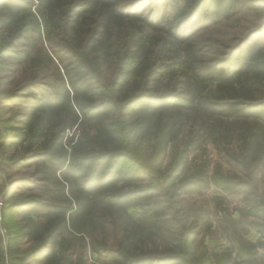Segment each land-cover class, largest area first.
I'll return each mask as SVG.
<instances>
[{
    "label": "trees",
    "instance_id": "16d2710c",
    "mask_svg": "<svg viewBox=\"0 0 264 264\" xmlns=\"http://www.w3.org/2000/svg\"><path fill=\"white\" fill-rule=\"evenodd\" d=\"M120 1L37 0L35 11L22 3L18 8L25 11L14 13L28 16L27 27L42 24L59 36L58 41L48 37L55 57L43 47L42 58L32 57L33 77L41 74L45 80L49 71L51 80L28 94L30 111L19 139L39 148L25 155L26 165L41 161L57 186L61 178L63 188L81 197L82 211L120 212L126 226L117 236V264H191L195 232L188 227L190 211L177 197L200 193L211 182L223 190L245 187L252 170L247 168L248 180L207 175L204 165L187 157L207 141L216 144L219 134L237 141L243 167L264 156V43L229 67L206 68L189 27L199 18L198 27L229 18L237 0ZM146 3L149 9L142 12ZM0 6L12 9L6 2ZM133 22L153 35L141 30L130 36ZM56 48L64 51L59 55ZM166 89L181 92L180 98L168 96ZM77 124L81 129L72 143L68 133ZM136 142L130 154L127 149ZM65 143L73 147L74 163L55 166L50 153L66 150ZM70 205L61 207L62 222ZM156 240L170 248L133 252ZM45 252L44 264H61L60 252ZM243 261L255 264L246 254Z\"/></svg>",
    "mask_w": 264,
    "mask_h": 264
},
{
    "label": "rangeland",
    "instance_id": "374dc122",
    "mask_svg": "<svg viewBox=\"0 0 264 264\" xmlns=\"http://www.w3.org/2000/svg\"><path fill=\"white\" fill-rule=\"evenodd\" d=\"M0 2L12 6L11 10L0 6V264H44L45 250L50 248L61 253V264H117V236L126 226L120 212L115 208H97L90 213L82 211L81 197L63 188L61 178V184L57 186L41 161L26 165L29 161L25 155L39 148V144L29 146L28 140L19 139L30 111L28 94H36L39 88L46 87V81L51 80L49 71H44L45 80L40 79L41 74L37 79L33 77L32 57L42 58L38 52L40 47L55 57L51 48L55 44H49L48 37L58 41L59 36L56 32L49 33L42 24L36 28L27 27L28 16L14 14L25 11L18 8L22 3L35 11L37 0ZM148 4L143 6L142 12L148 11ZM196 23L202 24L203 19L199 18ZM196 23L193 21L189 31L200 65L229 67L246 50L264 43V0H237L229 18L201 27ZM21 27L25 30L17 34ZM128 27L130 36L141 30L153 35L139 22L129 23ZM154 36L160 38L161 35ZM55 50L59 55L64 51L63 48ZM149 92L155 94L157 91L150 89ZM163 92L168 96H181V92L174 93L170 89ZM80 129L77 124L69 134L74 131L79 134ZM218 136L216 144L207 141L192 151L187 157L188 162L204 165L207 175L220 172L245 180H248V168L252 170V179L245 182V187L234 190L220 189L211 182L200 193H182L177 197L181 208L190 211L188 227L192 226L195 232L192 235L195 248L192 262L245 264L246 254L253 263L264 264V156L256 161L257 164L252 162L243 167L237 141ZM133 140L129 142H135ZM65 144L66 150L60 148L50 153L55 166L66 167L74 163L73 147ZM137 144L128 147L130 154ZM170 155L168 148L166 163ZM65 204L71 205L65 222H62L61 207ZM56 228H63L62 232L57 233ZM259 229L263 230L260 232ZM167 248L170 245L156 240L132 249L135 253L141 249H156L162 253Z\"/></svg>",
    "mask_w": 264,
    "mask_h": 264
},
{
    "label": "built area",
    "instance_id": "2783aa9c",
    "mask_svg": "<svg viewBox=\"0 0 264 264\" xmlns=\"http://www.w3.org/2000/svg\"><path fill=\"white\" fill-rule=\"evenodd\" d=\"M69 135H71L73 137V142L72 143H74L76 141L77 137H78V134H76V132L74 131V134H72V133L69 134L68 133V136ZM64 146L66 147V144H64ZM191 264H202V263L192 262Z\"/></svg>",
    "mask_w": 264,
    "mask_h": 264
}]
</instances>
